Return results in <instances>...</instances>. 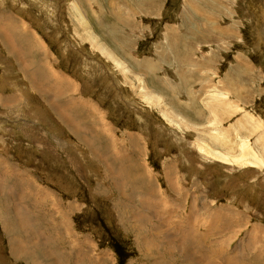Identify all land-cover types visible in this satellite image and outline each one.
<instances>
[{"label":"rangeland","instance_id":"1","mask_svg":"<svg viewBox=\"0 0 264 264\" xmlns=\"http://www.w3.org/2000/svg\"><path fill=\"white\" fill-rule=\"evenodd\" d=\"M0 31V264H264V0H0Z\"/></svg>","mask_w":264,"mask_h":264},{"label":"bare ground","instance_id":"2","mask_svg":"<svg viewBox=\"0 0 264 264\" xmlns=\"http://www.w3.org/2000/svg\"><path fill=\"white\" fill-rule=\"evenodd\" d=\"M84 19V18H83ZM11 30V29H10ZM0 33H1V31H0ZM2 34V33H1ZM4 35V34H3ZM17 40V39H16ZM260 40V39H259ZM2 42H4L3 44H5L6 45V47L8 48V49H11L12 51H13V53H14V55H16L17 57L16 58H20V51L18 50V48H17V44H15L14 45V41L12 40V38H10L8 35H6L5 37H4V39H2ZM17 42V41H16ZM20 46V45H19ZM105 47V46H104ZM21 50V49H20ZM109 54H113L111 51H110V49H109ZM113 57H114V59L116 60L115 62H118L117 60L118 59H116V55H113ZM30 72V71H29ZM37 75V74H36ZM38 76V75H37ZM31 77V79L35 82V84L37 85L38 83L36 82V78L33 76V75H31L30 76ZM44 78V77H43ZM47 78V77H46ZM4 83V82H3ZM34 84V85H35ZM146 85H144L143 87L146 89V87H145ZM37 87V86H36ZM38 88V87H37ZM152 91V90H151ZM155 92V91H154ZM144 93V92H143ZM147 93V92H146ZM148 94V93H147ZM150 94V93H149ZM144 95V94H143ZM142 95V96H143ZM159 97H160V95H158ZM128 97V96H127ZM144 98V97H143ZM75 104V103H74ZM62 108H64V107H62ZM60 111H62L61 109H60ZM59 111V112H60ZM63 113V112H62ZM88 114V113H87ZM63 115V114H62ZM71 117V116H70ZM71 123V122H70ZM242 148H243V146H242ZM243 150V149H242ZM246 150V149H245ZM215 153H216V151H215ZM252 152L249 150V149H247V152L246 151H243V154L242 155H245V154H248V155H250ZM253 155H254V153H252ZM219 155V154H218ZM221 156V155H220ZM219 156V157H220ZM222 157V156H221ZM254 158V157H253Z\"/></svg>","mask_w":264,"mask_h":264}]
</instances>
